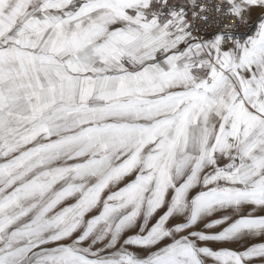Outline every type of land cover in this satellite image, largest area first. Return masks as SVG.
I'll return each instance as SVG.
<instances>
[{"label": "snow or ice", "instance_id": "obj_1", "mask_svg": "<svg viewBox=\"0 0 264 264\" xmlns=\"http://www.w3.org/2000/svg\"><path fill=\"white\" fill-rule=\"evenodd\" d=\"M0 264H264V0H0Z\"/></svg>", "mask_w": 264, "mask_h": 264}, {"label": "rangeland", "instance_id": "obj_2", "mask_svg": "<svg viewBox=\"0 0 264 264\" xmlns=\"http://www.w3.org/2000/svg\"><path fill=\"white\" fill-rule=\"evenodd\" d=\"M259 11H255L253 13V19L255 20V18L259 15ZM256 242H260L259 240H255V241H250V242H244V241H241V242H238L236 244H232V245H229L230 247H233V248H237V249H240L242 250L243 248L247 247L249 245V243H256Z\"/></svg>", "mask_w": 264, "mask_h": 264}, {"label": "built area", "instance_id": "obj_3", "mask_svg": "<svg viewBox=\"0 0 264 264\" xmlns=\"http://www.w3.org/2000/svg\"><path fill=\"white\" fill-rule=\"evenodd\" d=\"M241 31H247V29H242Z\"/></svg>", "mask_w": 264, "mask_h": 264}]
</instances>
